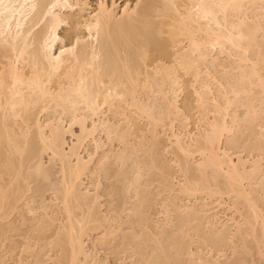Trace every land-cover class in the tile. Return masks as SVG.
<instances>
[{"label":"bare ground","instance_id":"6f19581e","mask_svg":"<svg viewBox=\"0 0 264 264\" xmlns=\"http://www.w3.org/2000/svg\"><path fill=\"white\" fill-rule=\"evenodd\" d=\"M128 2L118 14L114 2L100 0L84 15L85 0H0V222L19 215L25 225L31 215L49 238L28 235L13 264H27L38 250L53 264H105L85 238L102 228L100 243L111 242L126 209L148 226L145 186L155 182L168 193L161 226L178 217L165 237L171 249L160 247L165 264H238L240 255L249 256L242 264L263 263L264 0ZM136 120L147 122L149 137L138 138L145 129ZM102 132L109 146L116 141L131 153L99 154ZM66 134L74 137L67 149ZM133 137L139 141L130 144ZM110 160L137 202L128 208L124 200L109 218L98 213ZM149 171L158 178L146 182ZM87 173L97 177L92 193L81 191ZM193 237L201 240L197 251ZM126 240L137 254L145 234L131 231ZM229 248L243 252L237 263L226 258ZM57 250L60 258L51 254Z\"/></svg>","mask_w":264,"mask_h":264},{"label":"rangeland","instance_id":"374dc122","mask_svg":"<svg viewBox=\"0 0 264 264\" xmlns=\"http://www.w3.org/2000/svg\"><path fill=\"white\" fill-rule=\"evenodd\" d=\"M85 1H86L87 5L84 6L85 7V9L83 11V14L84 15H86L88 12L92 11L97 6V3L100 0H85ZM104 1L106 3H108V4L109 3L111 4L112 2H114L115 5H116V12L119 14V11H120L119 9H120V7L122 5H124L128 1H129L128 3L130 5H132V4H134V2L136 0H128V1L127 0H104ZM117 8H118V11H117ZM76 12L75 11L74 12H71V14H73V13L75 14ZM61 27L62 28L59 31L60 36L62 35L63 37L62 36L61 37L67 42L69 40V38L65 34H67V33L69 34L71 31H67L68 30V26L67 25H64L63 24ZM215 55H217V54L215 53ZM221 56L222 55H218V57H219L220 60L221 59H225V60L227 59L226 56H222L223 58H221ZM221 61H222V63L223 62L226 63V61H223V60H221ZM227 61L228 62L226 64L228 65V63H230L232 60L230 61L229 58H228ZM154 100L159 103V100L160 99L159 98H155ZM239 110L240 111L237 110L239 113L243 111V109H241V108H239ZM111 116L113 117V115L108 114L107 116H105V117L103 116V117L106 118V119H108V120H110L111 122L114 121L113 123L118 122V120L116 118L113 117L114 118L113 119ZM138 121L136 122V124L138 123L136 126L139 125L138 126L139 128L138 127L137 128L140 129V130H144L145 129V131L142 132V134L144 133L143 135L140 134L141 132L139 133V131H137L138 133H136V134H140L139 137H138V135H137V137L139 139L140 138H143V137L144 138L145 137H149L150 134L148 133V130H147V124H146L147 122L145 120H144L145 122L142 121V120H138ZM140 126H142V127H140ZM74 128H75L74 129V132L75 133H78V127L76 126ZM68 135L69 134H66V136H65V140L67 142V144H65V148L66 149L68 148L67 145H70L71 142L73 141L72 139L74 138V137H71L70 135L69 136ZM137 137H136V140H135L134 137L131 138L130 139V144L132 142L133 143H137L139 141V139ZM97 138L100 139L101 142H104L105 143L104 144L105 146H103L104 148L102 147V149L99 150V152H98L99 154H101L104 150H106V151L109 150V152H111V151H114V152L117 151L118 152L119 150L124 149V146L121 145V144H118L116 141H113L110 144V146H109V143L106 141V137H105V134L103 132L101 134H98L97 135ZM165 138L166 137L163 134L162 130H160L159 141H160L161 144H165V140H166ZM107 143H108V145H107ZM86 148H87V150L89 152L94 151V144H93V142L92 141H88L86 143ZM101 150H103V151H101ZM124 150L125 151L128 150V152L126 151L127 154H129V152L131 153V151H130L131 149L129 150L127 148V149H124ZM156 152L153 153V155L156 156L155 158H157V159L160 158V160L162 159V161H165L167 163H169V162L171 163V161H170L171 157L169 155L164 154V153L161 154L159 151H156ZM140 153L141 152H138L137 153V156L141 155ZM83 154L86 155V153H83ZM140 157H143V156L141 155ZM43 158H44L43 159V163L46 166H50V165L52 166L53 165L52 162H50V160L48 159L49 157L46 154L43 156ZM95 161L96 160H94V162ZM112 162H113V160L112 161L110 160V163H108V167L106 168L107 171L108 170L110 171V172L108 171L110 175H107V176H104V177L102 176L100 178L101 179V185H102V187H101V189L99 191L101 193V195H102L101 198L99 199V202H100V204L102 206L99 208L100 210H99V213L98 214H100V215L105 214L109 218L112 217L114 215V213L116 214L118 211H120V209L122 208V203H123L124 200H127V207L128 208L129 207H132V205L136 204V202H137V196H135L136 194L134 193L135 191L133 189H131L128 192L126 191V193H125V190L122 189L123 183L125 181L121 177H119V176L115 177L116 176L115 174L118 171L117 168L119 166H118V164L116 162H113V163ZM94 164H95V166H98L96 164V162ZM94 164L91 165V168H93ZM106 166H107V164H106ZM114 168H116V169H114ZM129 168H131V166H128L127 167L128 170H129ZM114 171H115V173H114ZM111 173H113V174H111ZM89 174L90 173H87L88 176L87 175L86 176H83V179H82L83 185L81 186V191L82 192L91 191V193H92L93 190H94L93 185L97 182L96 181L97 180V177L95 176V178H96L95 179L94 176H93V174H91L92 177ZM156 175H157L156 172L149 171V172L146 173L144 179L146 180V182L148 180L157 179L158 176H156ZM53 178H55V176ZM145 180H144V182H145ZM155 183L153 185L149 184L148 186H145V188H147L149 190L148 192L151 194V195H149V206L146 209V211L148 212V216L150 217V219H152V222H149L148 226L139 227L137 225V219L134 217L133 213L129 209H126L127 212H126V210H123L124 211V212L122 211L123 214L120 213L121 214V222L124 223L122 225V227H123L122 230L123 231L121 230L119 232V234H117L113 238V240H111V242H110V240H108L109 243L105 242V245H102L100 243V241L102 240L103 235H104V230L101 228L100 230H97V231L92 232L89 237H86L85 238L86 250L89 253H92V252L94 253V251H96L95 253L97 254L98 258L101 259V260H103V261H106L105 264H165V262L161 258V253H162V250H163L162 248H164V251L165 252L166 251L168 252V250L171 249V248H168V246L166 244V238L165 237H167L168 235H171V233H173L175 230H177V228H178V220H177L178 217L175 216L176 214L173 213V215H172V218H173L172 224L170 226H167V228L161 226L162 225L161 223H162V221L164 219V217L160 214L161 203L163 202V200L165 198L168 197V193L165 192V191H162V188L158 187ZM110 191H111V193L113 192L112 195H110L111 197L108 195V192H110ZM126 195H128V196H126ZM45 197H46V201H48L49 199H52L53 195L50 194V193H48V194L45 193ZM120 200H122V201H120ZM135 200H136V202H135ZM189 205L191 206V204H189ZM112 213H113V215H112ZM27 218L29 220L25 223V225H23L22 219H21V217L19 215H13L8 220H5L3 222L2 221L0 222V259H3V261L5 262L4 264H13L14 263V260H16L17 257H19L20 249H21L19 246H20V244H21V246H22V244H24V242L28 239V235H29V238H31V239L32 238H38V237H40V239L42 238L41 239V242L44 241L43 237H45V234L43 236L40 232H38V227L36 226V222L32 221L33 216L29 215V216H27ZM155 221H158V225L161 226L160 228H157L156 227ZM159 221H160V223H159ZM54 224H55L54 225L55 229L57 228V231H59L58 228L60 227V225L57 222H55ZM56 224H58V225H56ZM13 226L15 227V230H10L8 232L7 230H9L10 228H13ZM54 227L51 228L54 231H50V232L53 233V232L56 231L54 229ZM17 229L19 231H16ZM34 230H36V231H34ZM32 231H33V233H32ZM131 231H134L136 233H144L145 234V241L141 244L140 249L139 250L137 249V254L136 253L134 254L132 252L131 248H129L131 246L128 245V240H126L127 237L129 238V236L131 234ZM52 233H50V234H52ZM33 235L35 237H33ZM47 235L48 234H46V236ZM5 236L8 239H5ZM55 236L57 237V233L56 234L53 233L49 237H52L53 240L55 241ZM124 236L126 238H124ZM45 239H46V237H45ZM47 239H49V238L47 237ZM46 240L44 242H47ZM50 240L52 242H54L52 239H50ZM50 240H48V241H50ZM13 241H16V242H13ZM198 243H201V240L199 238L193 237L192 239H189V243L188 244L191 246V250H193V251L196 250L197 251V250H199L198 247L196 248V246L198 245ZM198 246H200V244ZM160 247H162V248H160ZM229 249H230L229 250L230 252L227 250L228 252H227V257H226V258L230 257V258H228V261H230V260L233 259L237 263L238 262V259L240 258L243 262H245L244 261L245 258H246V260L249 258V256H247L246 254H244V256L246 255L248 258L247 257H245V258L244 257H241L242 256V255H240L241 252H238L237 250L236 251H237L238 254L236 253V255H235V251L233 252L232 251V248H229ZM55 251H53L54 253L51 251V254L55 258L57 256H58L57 258H60L61 255H63V252H61L62 250L61 251L60 250L59 251L57 250V253ZM156 255H160V256L157 257ZM238 255H240L239 258L237 257ZM226 258L222 256L220 258V260L221 261H225ZM235 258L237 259V261H236ZM242 258H244V259H242ZM240 259H239L240 262L238 264L241 263V260ZM25 261L27 262V264H41V262H42V264H53L52 260L51 259H48V257L45 255V253L44 252H40L39 250L38 251H35L32 255L27 256L25 258ZM261 264H264V262L261 263Z\"/></svg>","mask_w":264,"mask_h":264}]
</instances>
